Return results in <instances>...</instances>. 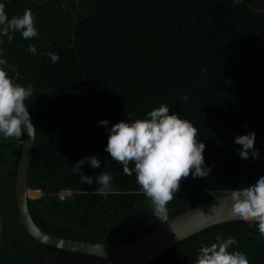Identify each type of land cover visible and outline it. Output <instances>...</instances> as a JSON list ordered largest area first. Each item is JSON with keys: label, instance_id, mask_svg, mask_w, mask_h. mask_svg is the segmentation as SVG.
I'll list each match as a JSON object with an SVG mask.
<instances>
[{"label": "trees", "instance_id": "16d2710c", "mask_svg": "<svg viewBox=\"0 0 264 264\" xmlns=\"http://www.w3.org/2000/svg\"><path fill=\"white\" fill-rule=\"evenodd\" d=\"M33 1L0 0L9 19L31 9L39 32L30 40L18 32L11 42L3 37L2 51L17 70L16 83L34 90L26 101L36 129L28 189L41 195L28 199V208L41 230L110 244L134 241L164 223L153 215L135 172L125 175L105 151L114 124L144 119L161 104L198 129L211 169L206 177L182 180L167 205L168 220L264 177V0ZM250 132L259 158L241 159L234 141ZM23 138L0 136V264H108L27 233L15 200ZM93 156L101 166L85 163L81 172L93 183L81 184L72 167ZM102 172L113 178L106 194L96 192ZM65 192L70 195L62 197ZM216 235L232 236L237 243L229 251L244 253L249 264H264V236L244 221L199 232L149 264H195Z\"/></svg>", "mask_w": 264, "mask_h": 264}, {"label": "clouds", "instance_id": "9594fccd", "mask_svg": "<svg viewBox=\"0 0 264 264\" xmlns=\"http://www.w3.org/2000/svg\"><path fill=\"white\" fill-rule=\"evenodd\" d=\"M17 32L25 40L39 35L33 12L26 9L22 15L9 19L5 3L0 2V37H7L11 42L12 34ZM27 50L33 54L37 51L31 44ZM47 55L53 63L58 62L57 54ZM6 64L5 59H0V136L4 139H21L26 128L33 138L36 129L31 124L26 105V101L33 96V86L31 83L27 87L14 83L5 70ZM183 99L187 100L188 97L184 96ZM99 123L106 127L109 122L103 120ZM255 139V132L237 136L234 142L241 146L238 152L241 159L259 158ZM205 149L206 145L198 138V129L189 120L181 119L180 115L170 114L169 107L161 104L144 119L114 124L105 151L112 160L122 164L125 175L131 176L135 172L136 183L148 198L153 215L166 224L167 205L174 198L173 194L180 190L182 180L190 174L194 179L203 178L211 171L205 168ZM85 163H90L95 169L101 166V162L93 156L81 159L72 167L79 174L81 184L91 185L93 178L81 172ZM130 164H134V169L129 167ZM112 179L106 172L96 176L99 185L96 192L106 194L110 191ZM228 199L232 201L230 216L257 224L259 234L264 236V177H260L252 186L232 190ZM176 236L183 239L178 234ZM215 241L199 249L195 264H249L244 253L229 251L237 243L232 236L224 239L216 235Z\"/></svg>", "mask_w": 264, "mask_h": 264}, {"label": "water", "instance_id": "95a60500", "mask_svg": "<svg viewBox=\"0 0 264 264\" xmlns=\"http://www.w3.org/2000/svg\"><path fill=\"white\" fill-rule=\"evenodd\" d=\"M0 41L3 42V37H0ZM2 42H0V59H4ZM5 67L13 71V80L16 83L18 79L16 68L8 63ZM30 119L31 124L35 128L31 114ZM35 139V131L32 138L25 128L22 152L15 181V200L21 224L27 233L41 244L63 251L97 256L109 260L108 264H149L171 247L199 232L219 224L231 221H242L239 218L230 216L232 201L228 199L230 196L228 195L210 200L178 214L169 219L168 223L159 225L151 232L131 242L99 244L52 236L41 230L35 224L28 208V199L38 198L35 196L32 197L31 194L40 193L28 189V175L34 154ZM2 232L3 221L0 212V243ZM174 232L183 237V239H178Z\"/></svg>", "mask_w": 264, "mask_h": 264}, {"label": "rangeland", "instance_id": "374dc122", "mask_svg": "<svg viewBox=\"0 0 264 264\" xmlns=\"http://www.w3.org/2000/svg\"><path fill=\"white\" fill-rule=\"evenodd\" d=\"M70 195V193L69 192H65V193H62V197H66V196H69ZM31 196L33 197V196H35V197H39L40 196V193H37V194H31Z\"/></svg>", "mask_w": 264, "mask_h": 264}, {"label": "bare ground", "instance_id": "6f19581e", "mask_svg": "<svg viewBox=\"0 0 264 264\" xmlns=\"http://www.w3.org/2000/svg\"><path fill=\"white\" fill-rule=\"evenodd\" d=\"M115 18V17H114Z\"/></svg>", "mask_w": 264, "mask_h": 264}]
</instances>
